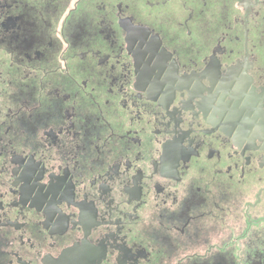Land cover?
<instances>
[{
	"label": "flooded vegetation",
	"instance_id": "flooded-vegetation-1",
	"mask_svg": "<svg viewBox=\"0 0 264 264\" xmlns=\"http://www.w3.org/2000/svg\"><path fill=\"white\" fill-rule=\"evenodd\" d=\"M0 264H264V0H0Z\"/></svg>",
	"mask_w": 264,
	"mask_h": 264
}]
</instances>
